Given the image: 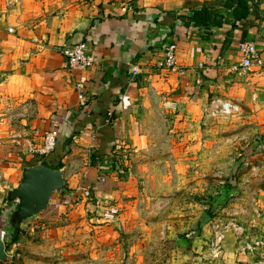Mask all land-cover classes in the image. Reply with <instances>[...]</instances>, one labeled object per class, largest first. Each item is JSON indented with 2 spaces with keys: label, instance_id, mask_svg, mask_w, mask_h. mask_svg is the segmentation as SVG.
<instances>
[{
  "label": "crops",
  "instance_id": "1",
  "mask_svg": "<svg viewBox=\"0 0 264 264\" xmlns=\"http://www.w3.org/2000/svg\"><path fill=\"white\" fill-rule=\"evenodd\" d=\"M54 2L44 15L47 9L36 13L34 0H0V102L28 101L39 131L57 121L55 148L26 165L62 169L66 183L45 211L21 223L15 240L13 228L7 229L12 205L1 203L0 230L8 232L11 248L22 251L13 264L79 263L77 253L95 245L85 232L97 231L99 212L126 205L125 196L138 190V158L150 148L151 122L159 114L172 118L166 128L175 146L180 127L187 118L201 119L211 97L237 101L248 122L264 123V63L246 75L234 71L240 40L254 42L264 62V0H248L242 19H235L230 0ZM195 16L208 20L198 24ZM82 40L97 62L62 68L60 46ZM172 42L183 73L155 66ZM81 77L80 100L75 83ZM260 122L256 129L264 131ZM23 166L12 151L0 153V193L17 184ZM64 200L70 204L54 206ZM255 222L254 238L264 241V219ZM85 236L89 242L82 244ZM237 254L247 264H264L259 252Z\"/></svg>",
  "mask_w": 264,
  "mask_h": 264
},
{
  "label": "rangeland",
  "instance_id": "2",
  "mask_svg": "<svg viewBox=\"0 0 264 264\" xmlns=\"http://www.w3.org/2000/svg\"><path fill=\"white\" fill-rule=\"evenodd\" d=\"M34 1L35 12L47 9L44 15H48L56 0ZM30 108L28 101L0 102V153L12 151L24 166L43 156L34 151L40 146L43 131L33 127ZM203 113L201 119H186L177 133L176 146L170 144L166 128L172 118L168 115L165 121L158 113L151 122L150 148L138 158V190L125 196L126 205L120 202L99 212L97 231L85 232L95 245L77 253L82 257L78 264L245 262L237 252L244 240L255 239V220L264 219V131L256 129L260 121H247L242 107L241 114L228 121L210 119L205 110ZM185 126L188 134L192 133L190 138L185 136ZM248 149L252 154L246 156ZM4 192L0 193V208ZM125 209H129L126 216ZM239 227L244 230L240 237ZM216 232L224 235L220 256L209 258L207 245ZM86 236L80 239L82 244L89 242ZM6 251L10 264L15 253H22L10 245ZM62 261L69 264L64 258Z\"/></svg>",
  "mask_w": 264,
  "mask_h": 264
},
{
  "label": "built area",
  "instance_id": "3",
  "mask_svg": "<svg viewBox=\"0 0 264 264\" xmlns=\"http://www.w3.org/2000/svg\"><path fill=\"white\" fill-rule=\"evenodd\" d=\"M8 31H12L11 28ZM89 42L87 40H82L70 45H63L59 48V53L61 55V67L65 69H85L92 66L97 62V58L89 51ZM237 51L240 54V61L234 67V71L239 74L245 75L253 70V68L263 67V59L260 55L254 42L240 40L237 43ZM163 54L160 60L155 64L157 68H162L173 73H183L184 67L180 64L177 58V45L176 43H167L163 48ZM198 67H202V63L198 64ZM137 73L138 69H134ZM85 79L83 77L79 78L75 83V88L78 93V99H83L84 89H85ZM81 104L83 102L81 101ZM170 107V106H169ZM206 116L210 119H220L221 121H228L231 118L237 117L241 114V106L237 101L227 100L221 97H211L206 109ZM58 125L57 121H51V126L48 130L43 132L41 137L40 146L34 151L38 152L40 155H46L50 153L56 146L58 138ZM102 181L104 179H101ZM83 195L89 197L90 190L84 189ZM61 204H70V201L64 200L54 204L55 207H59ZM239 230L238 237L242 234L243 228H237ZM241 234V235H240ZM224 235H218L215 233L214 239H210L207 245L208 252L206 254L209 258H218L220 256V241L223 239ZM0 240L3 241L5 246V251L9 243H11V237L5 229L0 230ZM260 250L261 255H264V241L262 239H250L244 240L243 244L240 246L239 251L242 253L255 255ZM7 258L6 263L10 264L11 259L6 251ZM206 257V258H207ZM4 262V264H5ZM205 264V263H203Z\"/></svg>",
  "mask_w": 264,
  "mask_h": 264
},
{
  "label": "water",
  "instance_id": "4",
  "mask_svg": "<svg viewBox=\"0 0 264 264\" xmlns=\"http://www.w3.org/2000/svg\"><path fill=\"white\" fill-rule=\"evenodd\" d=\"M65 185L62 169L41 164L23 166L17 184L4 192L5 203L12 205L8 217L10 226L13 229L19 228L22 222L45 211L51 195L59 194ZM6 258L5 246L0 240V264Z\"/></svg>",
  "mask_w": 264,
  "mask_h": 264
},
{
  "label": "trees",
  "instance_id": "5",
  "mask_svg": "<svg viewBox=\"0 0 264 264\" xmlns=\"http://www.w3.org/2000/svg\"><path fill=\"white\" fill-rule=\"evenodd\" d=\"M232 4H230L229 6L233 7V14L235 19H242L244 18L247 13H248V4L247 1L248 0H230ZM208 20V17H206V19L203 20H198V18L195 16L194 21L198 24H205L206 21ZM19 228H14L13 229V234H12V240H15L19 235ZM244 264V263H243Z\"/></svg>",
  "mask_w": 264,
  "mask_h": 264
}]
</instances>
